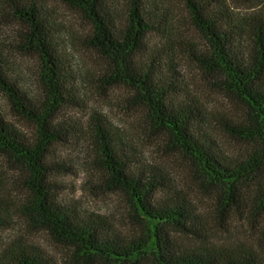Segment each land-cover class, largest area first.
<instances>
[{
  "label": "trees",
  "instance_id": "trees-1",
  "mask_svg": "<svg viewBox=\"0 0 264 264\" xmlns=\"http://www.w3.org/2000/svg\"><path fill=\"white\" fill-rule=\"evenodd\" d=\"M51 1L67 5L88 22L87 46L105 59L97 86L119 84L133 92L132 101L147 120L170 132L174 147L219 186L213 206L225 211L229 202L238 207L253 194L252 211L263 218L257 247L203 241L193 246L177 239L173 231L206 239L204 217L188 194L176 189L99 110L87 120L92 167L100 172L105 190L129 198L138 230L127 234L110 219L52 195L49 173L65 166L49 157L52 148L65 144L68 137L57 115L65 105H80L85 87H79L76 72L62 53L68 46L67 34ZM172 1L0 0L9 22L20 28L18 52L42 60L34 79L39 91L30 93L0 52V88L18 115L36 128V138L30 141L0 118V155L28 173V199L20 215L70 247L72 264H264V14L235 13L227 0H180L205 42L204 48L192 44L191 57L200 69L217 76L219 88L241 107L237 119H218L210 117L195 97L175 99L189 95L176 56L167 45L154 48L148 41L153 33L168 40L172 36ZM218 132L247 144L248 151L239 157L226 155ZM249 183L254 191L248 192ZM161 192L166 198H155ZM13 221L10 204L0 195V227H11ZM3 247L0 264H48L23 236L10 238Z\"/></svg>",
  "mask_w": 264,
  "mask_h": 264
},
{
  "label": "rangeland",
  "instance_id": "rangeland-1",
  "mask_svg": "<svg viewBox=\"0 0 264 264\" xmlns=\"http://www.w3.org/2000/svg\"><path fill=\"white\" fill-rule=\"evenodd\" d=\"M227 2L235 13L264 14V0ZM50 5L57 13L59 26L67 34L65 38L68 46L62 53L72 64L81 84L79 87H85V93L79 94L80 105H65L57 115L56 121L66 127L68 137L65 144H57L52 148L49 157L52 163L59 162L65 166V169H51L49 173L52 195L60 202L75 204L83 211L94 212L110 219L127 234L138 230L139 220L129 198L118 191L105 190L100 183V172L92 167L93 153L87 120L92 111L99 110L108 116L122 135L137 144L148 162L164 171L176 189L188 194L197 211L204 217L206 239L186 237L173 231L172 234L177 239L193 246L203 241L215 245L245 243L257 247L258 229L263 224V218L261 213L255 214L252 211L255 202L253 194L238 207L234 202H229L230 205L225 211L213 206V196L219 186L203 175L191 158L174 147L170 132L147 120L143 109L132 101L134 93L119 84L97 86V80L105 69V59L87 46L86 39L90 29L84 17L58 1H51ZM171 11L174 14V24L170 39L153 33L148 41L154 48L161 44L167 45L170 47L169 53L176 56L189 95L183 93L175 99L182 101L189 96L195 97L210 117L220 119L228 116L237 119L238 114H241L240 104L219 88L217 76L212 77L200 69L191 57L192 44L204 48L205 42L194 27L187 8L180 0H173ZM9 21V16L0 9L1 58L15 70L21 84L28 87L30 93H36L39 90L34 85V79L37 78L35 74L39 75L41 71L42 60L40 57L18 52L16 46L20 28ZM82 74H86L84 78ZM0 118L7 124L14 125L28 140L33 141L36 138L35 126L18 115L1 88ZM216 136L228 156L239 157L248 151L247 144L236 141L227 134L218 132ZM27 176V172L0 155V195L10 204L14 220L11 227H0V253L7 240L23 236L44 254L48 264H72L70 247L58 241L47 229L36 227L31 221L25 222L20 215V207L28 199ZM248 186V192L254 191L252 183ZM155 196L166 198V193L161 192ZM262 253L264 259V252Z\"/></svg>",
  "mask_w": 264,
  "mask_h": 264
}]
</instances>
